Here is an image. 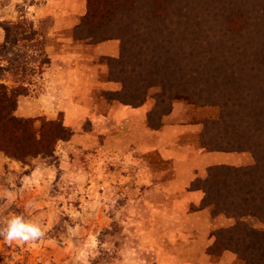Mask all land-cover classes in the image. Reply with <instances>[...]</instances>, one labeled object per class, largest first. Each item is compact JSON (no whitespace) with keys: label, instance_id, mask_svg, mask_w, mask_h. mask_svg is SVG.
Returning a JSON list of instances; mask_svg holds the SVG:
<instances>
[{"label":"rangeland","instance_id":"1","mask_svg":"<svg viewBox=\"0 0 264 264\" xmlns=\"http://www.w3.org/2000/svg\"><path fill=\"white\" fill-rule=\"evenodd\" d=\"M95 1L103 5L93 6V25L87 0H0V84L28 88L19 98L16 115L35 120L63 116L73 132H88L73 143L72 138L59 142L54 157L27 158L23 163L0 152V226L14 215H23L43 231L38 240L29 242L9 244L0 238V264H243L236 254L216 248L217 237L241 221L253 236L245 244L252 248L261 237L251 230L264 233V220L252 215L231 218L188 197L179 199L183 202L179 212L178 200L162 191V185L173 179L174 167L151 147L138 154L142 159L138 164L134 157L128 158V147L137 143L145 148L144 128L155 126L178 133L179 145L191 150V158L209 153L212 145L237 147L231 138L237 140L246 130L245 101L256 99V91H244L243 83H250L243 82L237 64L201 69L189 54L179 62L187 13L169 8L155 17L150 12L161 6L160 0H120L134 32L151 24L154 41L149 51L152 55L155 44L157 64L137 65L139 52L133 50L126 67L109 66L110 58H120L121 41L96 43L85 37L92 31L96 34L98 25L112 17L119 0ZM212 2L196 7L198 23L207 27L211 22H226L231 32L241 27L231 20L238 7ZM193 5L187 7L194 9ZM144 14L147 17L140 18ZM8 26L11 39L18 42L9 45V54H2ZM259 31L257 26L252 30L256 38H262ZM147 36L132 33L130 39L142 44ZM239 38L242 45L248 43L245 35ZM216 49L201 42L194 54ZM253 84L260 88V81ZM117 98L143 102L134 108L123 106ZM119 108L129 112L144 108L146 117L129 121L130 116ZM40 126L38 121L36 127ZM245 153L254 165V156ZM137 165L143 168L140 185ZM147 168L153 174L150 186L144 182L150 174ZM202 210L207 214L190 216Z\"/></svg>","mask_w":264,"mask_h":264},{"label":"trees","instance_id":"2","mask_svg":"<svg viewBox=\"0 0 264 264\" xmlns=\"http://www.w3.org/2000/svg\"><path fill=\"white\" fill-rule=\"evenodd\" d=\"M87 1L90 8L88 17L93 19L90 22L94 25L96 21L94 20V16L91 15L93 14L92 8L94 5L100 7L103 3L95 0ZM204 1L209 5L213 3L212 1L216 0H165L166 3L164 0H160L161 6H154V9L150 13L155 12V17L157 15L161 16L164 10L166 9L167 12L169 8L176 9L177 12L187 13L185 21L182 23L184 24L182 50H179L183 59L179 58V62H184L187 59L186 55L189 54L188 56L196 58V61L199 63L198 68L201 69L207 70L211 67L228 66L232 63L237 64L241 68L239 71L241 77L245 79L243 82L250 83L248 85L243 83L242 87L244 91L250 92L254 89L257 96L254 100H244L248 109L246 119H244L247 128L242 135L238 134L237 140L234 137L231 138L236 142L237 147L232 146L224 149L219 146L213 147L212 145L209 151L224 153L250 152L254 156L255 164L247 167L213 166L208 169L205 179L194 181V183L200 181L199 187H195L193 183L191 189L194 187L193 191H203L205 193V198L202 202L203 206H214L217 213L219 212L235 219L252 215L258 217L260 220H264V0H219L225 5H235V7L239 8V13L231 15V20L235 21L238 24L237 26L241 25V27L234 29L233 32L229 30L231 27L226 26V22H211L208 23L207 27L198 23V15L196 14V11L198 13V9L196 7L204 3ZM150 2L153 3V0H149L148 3ZM148 3L142 4L149 6ZM175 4L178 5L175 6ZM117 5V11L113 12L112 17L98 25L96 34H93V31L89 32L85 38L91 37L97 41L96 43L111 39L121 41L120 58H110L108 60L109 66L118 65V67H126L128 53L133 52V50H138L139 52L135 59L137 65H148L151 67V65L157 64L155 62L156 45L154 44L152 47L154 49L152 50V55L150 54L151 51H149L150 45L154 41L151 36V24H143L138 33L137 31L134 32L130 16L122 12L124 10L122 7L124 6L120 4V0ZM188 5H193L194 9L187 7ZM145 16L147 17L144 14L140 18H145ZM102 19L104 18L102 17ZM84 20H82V24ZM217 20L220 19L217 18ZM256 26L260 30L259 34L262 35V38H256L255 33H252V30ZM11 28V26L5 28L7 41L1 47L2 54H9L12 51L9 45L11 43L12 45H16L18 42L16 38L11 39ZM243 28L244 30H241ZM80 29L79 25L76 32H79ZM19 31H22V29H19ZM141 32L148 33V36L144 37L145 39L142 44L132 43L130 39L131 34L136 33L139 35ZM242 34L245 35L247 44H241L239 36H243ZM224 35H226L227 39ZM28 39L33 40V37H29ZM221 39L222 41H220ZM201 42H203V45L206 43L210 46H216L217 52H197L198 55H195L194 48ZM200 48H203V46ZM149 54L151 55V59L148 58ZM145 69L147 70V68ZM149 77H152V75L150 74ZM201 77H205V73H201ZM124 81L121 78V82L125 83ZM256 81H260V88L255 87L253 84ZM27 91L28 88L25 86L13 88L0 84V152L10 159L23 163L27 158L38 156L45 158L54 157L57 144L69 141L74 134L65 124L63 116H60L56 120H35L18 117L16 112L18 110L19 98L26 95ZM117 100L123 106L134 108L140 107L143 102L136 99L124 100L117 98ZM242 106L244 107V103ZM38 121L41 122L40 127H36ZM152 128L158 130V126ZM223 139L221 138L220 141ZM254 145H256L255 149L247 147ZM205 183L208 184V188L203 186ZM245 226L244 223L239 221L237 227L235 226L231 231L227 233L220 232L215 243L216 248L220 252L230 251L236 254L243 264H264V233H257L251 230V232L256 233L261 238L260 242L257 241L252 244V248H250L251 246L247 247L245 245L246 240L253 236L245 231ZM255 251L259 252L255 253ZM214 253L219 254V251Z\"/></svg>","mask_w":264,"mask_h":264},{"label":"crops","instance_id":"3","mask_svg":"<svg viewBox=\"0 0 264 264\" xmlns=\"http://www.w3.org/2000/svg\"><path fill=\"white\" fill-rule=\"evenodd\" d=\"M53 96V94H50ZM66 97V96H65ZM72 106H70L71 108ZM68 110L66 111V116H68ZM72 110V109H71ZM142 111L140 114L136 111ZM144 108L139 109H132V112L129 110H123L119 108V112L122 114H127L130 116L129 121L132 120V117L138 118V115H142V119L145 116ZM104 116L105 114H101ZM144 115V116H143ZM128 116V117H129ZM145 119V118H144ZM145 120H143L142 124ZM76 134V135H75ZM84 136L83 134H88L87 131L77 130L74 131V135L72 137L73 143L75 139H78L80 136ZM145 141L143 145L144 147H138L137 143L129 144L128 149V158H133L135 162L138 164L140 163V157H138L139 153H144L145 151H150V148L154 150H158V152L162 155V157L166 158V160L174 167L175 175L173 179L169 180L165 185H162V191H166L171 198L176 199V203H178V210L180 212V208H182L183 202L179 201L180 198L183 200V197H188V199L201 204L204 199V193L202 191H193L191 189L192 184L197 179H205L207 177V171L209 168L213 166H220V165H229V166H240V167H247L253 164L252 159L249 154L245 152H235V153H202L199 156L197 155L195 158L190 157V151L188 148H182L179 145V141L181 138L179 134H173L171 129H163V130H150L149 128L145 127L143 131ZM122 136H116V138H121ZM157 140H155L156 138ZM179 137V138H178ZM155 138V139H154ZM121 140V139H120ZM123 141V140H122ZM121 141V142H122ZM127 144L124 141L123 145ZM69 146V144H67ZM139 168L137 172V183L140 185L141 178H142V165L136 166ZM148 171L149 168H147ZM146 170V171H147ZM153 174L150 171L148 178L145 179V185H153L152 181ZM180 202V203H179ZM207 213L202 211H197L195 213H191L190 216H202L206 215ZM233 259V258H232Z\"/></svg>","mask_w":264,"mask_h":264},{"label":"clouds","instance_id":"4","mask_svg":"<svg viewBox=\"0 0 264 264\" xmlns=\"http://www.w3.org/2000/svg\"><path fill=\"white\" fill-rule=\"evenodd\" d=\"M43 235L41 227L23 215L12 216L5 226H0V238L11 244L14 241H35Z\"/></svg>","mask_w":264,"mask_h":264}]
</instances>
